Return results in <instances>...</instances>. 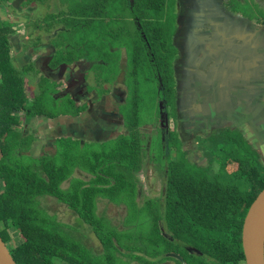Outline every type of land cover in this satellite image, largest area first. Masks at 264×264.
I'll use <instances>...</instances> for the list:
<instances>
[{"label": "flooded vegetation", "instance_id": "obj_1", "mask_svg": "<svg viewBox=\"0 0 264 264\" xmlns=\"http://www.w3.org/2000/svg\"><path fill=\"white\" fill-rule=\"evenodd\" d=\"M58 1L0 0V140L7 142L10 136L16 140L18 137L23 143L13 154L35 158L47 154L69 163L73 154L83 155V166L73 168L72 176L63 184L65 189L70 187L73 179L88 181L92 177L85 167V154H124L125 148L132 154L127 139L137 140L142 159V167L135 173L139 199L147 206L157 204L161 233L174 242V237L163 226L171 213L168 203L171 192L179 186L171 180L172 166L212 171L218 159L215 161L210 154H218L219 140L224 143L225 137L233 133L247 142L248 154H254L255 166L264 170V125L255 147L248 141L247 131L228 120L210 119L205 125H183L184 113L178 105L181 87L177 70L183 60L182 50L176 43L181 29L179 0H175L170 49L166 51L161 42L158 47L166 58L156 59L153 48L145 47L144 55L140 53L141 48H136L132 56L136 66L134 71L130 70L132 60L128 47L117 46L119 30L93 28L92 36L98 40V48L91 56L93 64L86 58L88 31L80 30L81 19L77 23L79 32L75 29L80 43L78 47L71 45L73 29L68 27L62 14L83 12L84 19L87 11H71L61 7ZM53 2L55 8L51 7ZM222 5L230 15L264 29V0H224ZM49 18L52 19L50 24ZM260 38L264 41V33ZM102 43L107 45L106 54L101 51ZM208 61L211 62L207 67L210 84L214 88V70L230 72L231 65L229 59H221L222 65L220 58L209 57ZM147 64L151 67L152 77H148ZM156 64L160 65V70L156 69ZM244 70L245 66L242 70L237 67L238 76ZM137 71L140 72L137 74ZM17 81L20 87L18 101ZM149 85H155L156 91L153 89V96L142 103L151 100L150 107L144 113L136 110L138 119L129 124L132 88L147 89ZM234 87L242 97L246 90L242 80L238 79ZM221 105L218 115H222ZM114 146L120 147L122 152L107 151H113ZM5 152L3 150L1 154ZM240 154L247 153L242 151ZM113 208H120L121 215H113ZM66 211L72 212L68 206ZM98 214L110 222L123 216L122 208L108 198L98 203ZM65 215L62 212L63 219ZM8 231L9 235L17 232L11 228ZM182 247V244L173 243L174 251L162 256L158 264H188L180 254ZM184 249L192 252L188 246Z\"/></svg>", "mask_w": 264, "mask_h": 264}, {"label": "trees", "instance_id": "obj_2", "mask_svg": "<svg viewBox=\"0 0 264 264\" xmlns=\"http://www.w3.org/2000/svg\"><path fill=\"white\" fill-rule=\"evenodd\" d=\"M108 1L95 8H103V13L112 9L114 0ZM123 1L140 32V53L153 48L156 59H163L158 47L161 42L166 51L170 49L175 0ZM82 13L71 12L77 19L67 20L75 47L80 43L75 29L79 32L77 23ZM150 15L157 20L146 25ZM113 18L116 20L114 14ZM92 30L86 33L85 54L93 64L91 56L98 40ZM100 48L105 53L107 45L102 43ZM19 92L17 81V101ZM22 143L14 136L7 142L0 140V236L7 243L9 228L19 233L22 242L10 251L16 264H158L162 256L174 251L173 243L183 245L179 251L188 264H246L243 224L251 204L264 189V170L255 166L254 154H248L247 142L237 134L230 133L224 143L219 140L217 153L228 156L217 158L223 167L218 173L172 166L171 180L179 186L175 184V192H171V213L163 226L174 242L161 233L158 206L144 205L139 199L135 173L142 167L141 154H85V167L92 177L88 181L73 179L65 189L63 184L72 176L73 168L83 166V155L73 154L68 163L47 154L38 158L13 154ZM3 150L6 152L1 154ZM242 151L247 154H240ZM212 156L217 160V154ZM51 198L67 204L75 218L91 229L101 249L77 238L78 229L65 223L62 213H50L46 202ZM105 198L122 208L119 220L110 222L98 214V203ZM147 226L152 235L145 233ZM126 257L129 260H124Z\"/></svg>", "mask_w": 264, "mask_h": 264}, {"label": "water", "instance_id": "obj_3", "mask_svg": "<svg viewBox=\"0 0 264 264\" xmlns=\"http://www.w3.org/2000/svg\"><path fill=\"white\" fill-rule=\"evenodd\" d=\"M223 1L179 0L181 29L176 43L182 50L183 61L177 68L181 87L178 105L183 109V125H205L210 119L228 120L243 127L255 147L264 125V41L260 38L264 29L230 15ZM209 57L220 58L221 65V59H229L231 65L230 72L214 70V88L207 70ZM244 66L238 76L237 67L242 70ZM238 79L246 88L242 97L234 87ZM220 105L222 115H218ZM242 245L246 264H264V189L244 219ZM0 264H16L1 236Z\"/></svg>", "mask_w": 264, "mask_h": 264}, {"label": "rangeland", "instance_id": "obj_4", "mask_svg": "<svg viewBox=\"0 0 264 264\" xmlns=\"http://www.w3.org/2000/svg\"><path fill=\"white\" fill-rule=\"evenodd\" d=\"M58 2L61 3V7L68 8L71 11H76L77 9H80V10L85 9L86 11H90V13H88L84 19L80 17V19L83 20L80 23L81 31L82 30H84L85 32L90 31L94 27H101L105 30H113V31L119 30L117 46L118 47H123V46L128 47L130 56H131L130 60H132L130 62V70L134 71L136 69V66L133 63L132 56L136 48L142 47L143 42L140 39L139 30H136L134 23L131 20L134 16L130 12V10L127 8L123 0H114L112 2L113 4L112 9H108L104 11V13L101 11L103 8L101 10L96 9L95 5L98 3H101V4H105L106 2L109 3L108 0H79V1L78 0H59ZM51 7L55 8L54 2L51 3ZM113 14L116 17V21H114L113 19ZM146 14H151V13H146ZM62 15L66 17V20H72L73 22L76 21L77 19L76 16L64 15V14ZM156 20H157L156 16L150 15V17L146 19V25L154 24ZM47 21L50 24L52 19L49 18ZM129 25L131 28L127 31L126 29L129 27ZM147 68H148V77H152L150 65L147 64ZM156 69L160 70L159 64H156ZM144 89L145 88L141 90H137L136 88H132L131 90L130 104L132 107V111L129 116V124L135 123L137 121L138 116L136 115V110L139 111L140 113H144V111L148 109L151 105V100H148L144 104L142 103V101L147 99L148 97L153 96V93H152L153 89L154 91H156L155 85H149L147 89L145 90ZM131 128L134 129L135 127L132 125ZM133 136H137V135H133ZM126 143L128 144L132 154H139L138 150L140 149V143L137 142V140H132L128 138ZM93 150L99 151L98 149H93ZM107 151L114 152V153L122 152L121 148L118 146H114L113 151H110V150H107ZM124 154H128L125 151V149H124ZM217 156L218 157L216 158L220 159L221 157L223 158L227 157L228 154H217ZM216 164L217 165L215 166L214 169H212V171L214 172L216 171V173H218L219 169L223 168L221 167V160L216 161ZM186 169L188 170V167H186ZM153 205L157 207L156 203H153ZM46 206L48 207L51 214L62 213V212L66 213L67 216L65 215L64 222L72 226H75L78 229L77 238H81L83 241H86L89 245H92V247L98 250L101 249V245L99 241L91 235V229L90 228L87 229V225H83L81 222H79L75 218L74 213L70 211H66V207H67L66 204H62L61 202L57 201L55 198H51L47 200ZM112 211H113L112 212L113 215L114 214L119 215L121 213L120 208H113ZM117 218L118 216L116 217V219ZM145 233L152 235L150 226H147L145 228ZM21 242L22 240L20 239L19 233L11 232L10 240L7 242L8 246L11 249H13V248L18 247L21 244ZM124 260H129V259L126 257L124 258ZM133 264H136V263L133 262ZM137 264H140V263H137ZM151 264H155V261H153Z\"/></svg>", "mask_w": 264, "mask_h": 264}]
</instances>
